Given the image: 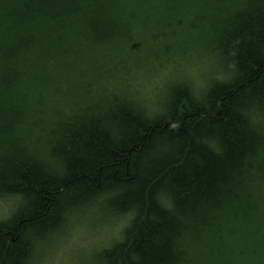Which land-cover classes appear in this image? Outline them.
<instances>
[{
    "label": "trees",
    "instance_id": "1",
    "mask_svg": "<svg viewBox=\"0 0 264 264\" xmlns=\"http://www.w3.org/2000/svg\"><path fill=\"white\" fill-rule=\"evenodd\" d=\"M142 5L135 21L183 14L175 37L228 76L199 101L172 85L162 114L135 94L106 109L62 94L74 71L151 79L125 48ZM261 188L264 0H0V197H22L0 221V264H29L36 240L89 205L126 220L101 264H264Z\"/></svg>",
    "mask_w": 264,
    "mask_h": 264
},
{
    "label": "bare ground",
    "instance_id": "2",
    "mask_svg": "<svg viewBox=\"0 0 264 264\" xmlns=\"http://www.w3.org/2000/svg\"><path fill=\"white\" fill-rule=\"evenodd\" d=\"M181 3L182 6H188L192 3V0H181ZM143 6L144 5L140 6V8L135 7L133 13H140L137 14L135 18V15L129 18V22L134 25L136 29L137 25L139 24L144 26L141 32L143 34L141 38L138 37L139 41L136 40L137 42L131 44V47L125 46V48L130 51L127 53V58L136 57L140 61L141 65L144 64L145 68H151V70L154 71L151 79L141 81L139 82V84H136L133 87L129 86L126 88V79L129 77L127 74L123 77L120 76L117 78H112V73L117 74V72L114 70H116L118 66L115 65L108 67V73L104 76V78L99 75H95L92 70L91 71L93 75L87 74L84 77L76 76V72L74 71L71 72L68 77L67 83L70 85L67 88H65L67 85L63 87L62 94H78L77 98H90L92 100H95V102H100V98L107 99L108 101H105L98 105L100 108L105 109L111 108L112 105L115 106V103L117 102L115 97H128L130 99H133V95L135 94V96L138 98H135L136 101H138V109L143 111L144 114L158 109L161 110L159 113L162 114L164 112H169L170 105L168 104L170 103L167 100L165 101V99L167 92L170 87H172V85L180 84L182 88L186 90L188 99L192 101H199L203 97V94H201L203 90H205L206 88H211L215 85L216 82H218L217 84L221 83L219 81H221L222 78L225 79L228 76L225 73L224 69L221 68L222 66L214 61V57L200 56L195 51L191 52V47L189 50H186L187 44L181 39L175 37L179 36L178 32L181 31L182 24L184 23L185 18L183 14H179V17L175 16L174 22H169L167 24H162L160 16L153 15L152 13L146 16V18L139 17L138 21H135V19L142 13V11L145 10L144 9L141 11ZM174 15L175 14L169 16L172 19ZM146 19L147 22L145 23ZM110 20L112 21L113 18H110ZM179 60H181V68H177V63ZM127 62L135 65V61L133 59H127ZM215 68H218L217 71H214ZM193 75H197V77L193 78ZM190 76H192V78ZM122 82L124 83L125 87L123 90H120ZM64 88L66 91H64ZM163 100L165 102L162 103V105H164L162 109V106H160V104ZM259 192H261L260 196L262 197V194H264V189H259ZM0 200L4 203L10 202V206L13 208L15 207V209L18 206L22 205V197L17 198V196H3L0 197ZM97 210L98 208H96L94 205H89L86 207L84 213L96 212L97 215ZM13 212L14 211L11 210V212L5 219L11 217ZM80 213L81 211H78L76 216H79ZM93 217L96 218V216L92 214L88 217L87 221H91V223H93L95 221L93 220ZM78 218L80 219V217ZM2 220L4 219H0V221ZM117 223H120L122 224L121 226L125 227L126 220L122 221L114 218L112 220L110 219L106 224L110 228L115 226L117 227L119 225H116ZM79 224L81 223H76L75 219L64 220L62 225L59 226L56 231L51 232L47 239L44 241V247L46 251H52L54 248L60 249L62 246L66 245L67 240H65L64 237L61 238V236L69 228H75ZM79 228L85 229L84 226H80ZM113 241L114 239L112 237L109 242H104L103 244H101L100 248H96V245L90 246V244L81 245L80 249L78 248L77 250H74L73 253L79 252L84 248L92 249L93 254L89 261L91 262V264H101L103 253L105 252V250L110 249ZM57 249H54L53 251H56ZM46 251L41 253L39 259H41L45 255L44 253ZM70 251H72V249L66 251L65 253ZM67 254L69 255L65 256L64 264H68L70 260L76 259V257H74L71 252ZM35 259L36 256H34V260Z\"/></svg>",
    "mask_w": 264,
    "mask_h": 264
},
{
    "label": "rangeland",
    "instance_id": "3",
    "mask_svg": "<svg viewBox=\"0 0 264 264\" xmlns=\"http://www.w3.org/2000/svg\"><path fill=\"white\" fill-rule=\"evenodd\" d=\"M190 66H194V65H190ZM187 67V66H186ZM198 68V67H196ZM218 68H215L214 71H217ZM187 74V73H186ZM185 75V74H184ZM192 78V76H190ZM197 75H193V78H196ZM202 83V82H201ZM11 203H4L0 200V219H5L8 214L12 211H14L15 207H11L10 206ZM95 215L96 218L93 217V220H95L93 223H91V221H87L88 217L91 215ZM103 216L101 215H96V213H85L83 215L79 217L82 218H78V216H72L70 218V220H74L76 221V223H81L79 225H77V227L73 228L72 227L70 230L68 229L67 231H65L63 233V235L61 236L64 237L65 240H67L66 245L62 246L60 249H57L56 251H49V252H45L44 256L41 258V260H46L48 262V264H64L65 260V256L69 255L67 253H72L74 252V250H77L78 248L80 249L81 245H87L90 244V246H95L96 248H100L101 244H103L104 242H109L111 240V238L113 237L114 242L121 239L120 234H121V229L123 228V226H121L122 224L117 223L116 225H118L117 227H110L106 224L107 223V219H105L104 217V213L102 212ZM104 219V221H101L102 218ZM98 219V220H96ZM88 223V225H87ZM124 224V223H123ZM80 226H84L85 229H80ZM79 228V230H78ZM110 239V240H109ZM110 244V243H109ZM113 244V243H112ZM70 252L65 253L66 251L71 250ZM103 250V249H102ZM81 264H85L84 261H81ZM87 264H91L90 261H87Z\"/></svg>",
    "mask_w": 264,
    "mask_h": 264
},
{
    "label": "clouds",
    "instance_id": "4",
    "mask_svg": "<svg viewBox=\"0 0 264 264\" xmlns=\"http://www.w3.org/2000/svg\"><path fill=\"white\" fill-rule=\"evenodd\" d=\"M46 251L44 247V241L42 240H36L35 241V260H30L29 264H48L46 260L39 259L41 253ZM93 252L92 249L84 248L80 250L79 252H75L72 255L76 257V259H72L68 262V264H81V261H84L85 264H87V261L90 260Z\"/></svg>",
    "mask_w": 264,
    "mask_h": 264
}]
</instances>
